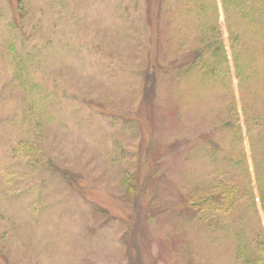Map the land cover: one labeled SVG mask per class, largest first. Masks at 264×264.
<instances>
[{
	"label": "rangeland",
	"instance_id": "1",
	"mask_svg": "<svg viewBox=\"0 0 264 264\" xmlns=\"http://www.w3.org/2000/svg\"><path fill=\"white\" fill-rule=\"evenodd\" d=\"M212 1L0 0V264H236L225 231L184 221L182 194L235 181L222 218L264 227V27L253 37ZM210 16L232 84L203 92L176 70ZM232 43L261 73L243 91ZM235 113L242 142L225 127Z\"/></svg>",
	"mask_w": 264,
	"mask_h": 264
},
{
	"label": "trees",
	"instance_id": "2",
	"mask_svg": "<svg viewBox=\"0 0 264 264\" xmlns=\"http://www.w3.org/2000/svg\"><path fill=\"white\" fill-rule=\"evenodd\" d=\"M23 0H19V6L21 9ZM164 1V0H163ZM210 1V0H209ZM214 8L217 13V5ZM223 9L225 14H229L231 11H235L238 16L242 17L243 20L251 24L250 32L252 36H258L261 29L264 27V0H222ZM201 9L204 10V14L207 15L210 9V4H202ZM257 23V24H256ZM258 25L260 27H258ZM201 32L199 33L196 41L197 46L191 52V59L180 65L176 70V75L179 78H183L186 83H190V79L194 78L197 80L198 88L203 92L210 88V83L216 85L222 84L223 86H231L232 75L229 66V58L226 49L225 42L222 39V31L215 16L210 18H204L201 22ZM232 41L237 40L239 35L234 29H230ZM238 47V48H237ZM234 68L236 77L240 81V88L242 91L247 87V83L251 78L257 79L261 76L259 69L256 65V58L244 59L239 58V46L232 43ZM245 55V51H244ZM264 57V56H263ZM264 73V68H263ZM146 79L143 83V89L145 94L150 97L152 92L155 91L156 80L154 75L146 74ZM199 80V81H198ZM261 84L264 85V77L259 79ZM200 82V83H199ZM246 83V84H245ZM253 93L256 91V83L254 82ZM208 92V91H207ZM247 95L243 93L242 100L246 102ZM232 105L235 106L236 98L235 95L232 97ZM247 108V107H246ZM233 117V116H232ZM230 118L225 127L228 126L229 135L231 140L242 142L243 129L240 125V115L235 113V119ZM257 121H262L264 126V111L259 116ZM264 130L261 129V133ZM264 148V145L262 146ZM215 156V151L212 152ZM243 156V153L241 152ZM216 159H219L216 157ZM236 166H241L244 163L242 158L234 160ZM52 169L58 171L61 175L66 174L63 169H59L51 161L48 162ZM259 174V173H258ZM260 180L262 181V175ZM261 198L264 210V188H260ZM239 187L235 181H218L210 183L206 186L199 185L196 188H187L183 194V206L185 208L188 219H184L188 223L197 221L205 229H209L218 232L219 230L225 231L227 237H230L235 242V261L236 264H264V227L261 226L258 230H252L248 235L244 234V230L231 231V225L224 221L222 216L231 212L237 207V194ZM216 240V237L213 238ZM196 264H204L201 260H196Z\"/></svg>",
	"mask_w": 264,
	"mask_h": 264
}]
</instances>
